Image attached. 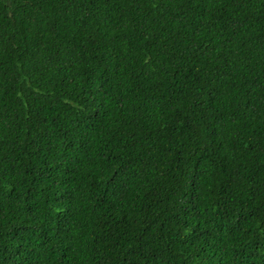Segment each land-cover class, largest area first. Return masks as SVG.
<instances>
[{
  "label": "trees",
  "instance_id": "16d2710c",
  "mask_svg": "<svg viewBox=\"0 0 264 264\" xmlns=\"http://www.w3.org/2000/svg\"><path fill=\"white\" fill-rule=\"evenodd\" d=\"M0 264H264V0H0Z\"/></svg>",
  "mask_w": 264,
  "mask_h": 264
}]
</instances>
